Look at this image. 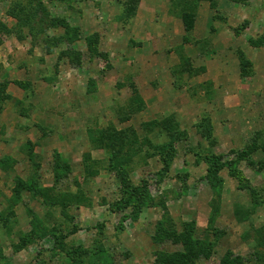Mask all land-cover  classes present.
<instances>
[{"label":"rangeland","instance_id":"374dc122","mask_svg":"<svg viewBox=\"0 0 264 264\" xmlns=\"http://www.w3.org/2000/svg\"><path fill=\"white\" fill-rule=\"evenodd\" d=\"M228 254L264 264V0H0V264Z\"/></svg>","mask_w":264,"mask_h":264},{"label":"trees","instance_id":"16d2710c","mask_svg":"<svg viewBox=\"0 0 264 264\" xmlns=\"http://www.w3.org/2000/svg\"><path fill=\"white\" fill-rule=\"evenodd\" d=\"M194 8V6H193ZM193 10V9H192ZM192 10H187V13L184 14L183 16V21L185 23V26H187V28L190 26L187 24V21H191L193 19V13L191 12ZM10 12V11H9ZM46 13V11H45ZM13 14V11L12 13ZM39 10L34 8L33 10H31L30 8L28 9V11L26 12L25 15V19L26 24L29 26V34H31L33 37H35V35L37 36L39 34V32L42 30L41 26H43V15L39 16ZM47 14V13H46ZM18 18H20L19 15H17ZM52 24V23H51ZM37 26H40L37 29ZM73 52V56L75 55V58L73 60H75V62H80L81 57L79 53H75V51ZM72 52H67V53H72ZM229 258H225L220 264H242V259L240 257H231L230 254H228ZM231 257V258H230ZM178 262H182V260H178ZM178 262H172V261H163V264H183V263H178Z\"/></svg>","mask_w":264,"mask_h":264},{"label":"crops","instance_id":"0c3cea01","mask_svg":"<svg viewBox=\"0 0 264 264\" xmlns=\"http://www.w3.org/2000/svg\"><path fill=\"white\" fill-rule=\"evenodd\" d=\"M161 8H162L163 16L161 17V19H159V22H160V25H163V26L160 28V30H162V34H163V35L165 34V41H164V44L170 43V47H172V46L176 45L177 43H176V42H172L173 39H170V38H172V36H168L166 33H163L166 24H167L168 22H171V20L174 21L173 28H172L170 34H172V33L174 32V30L176 29V27H178L179 33H180L181 36H182V35L184 34V32H183L184 30L181 29L180 25H179V26L176 25V21H177V20H176V17L174 16V13H173V14L170 13V9H167V10H169V14H167V13H164V12H163V11L165 10L164 7L162 6ZM165 8H167V7H165ZM180 21H181V19H180ZM167 25H168V24H167ZM154 28H156V27H154ZM175 31H176V30H175ZM180 38H181L180 45H183L184 50L187 49V48H188V43H183V42H182V38H183V37H180ZM158 42H159V41H158ZM152 43L155 45V42H152ZM173 49H174V47H172V49L170 50V55L173 54V55H175V57L178 56V55H177L178 51H177V53H176V49H175V50H173ZM174 51H175V52H174ZM183 54H185L184 51H183ZM177 58H178V57H177ZM156 59H159V61H163V63H165L166 68H168V67H170V66L173 65V64L171 63V60H173V59L175 60V58H170V60H168L167 57L162 58V57H159V56H157ZM162 59H164V60H162ZM175 62H176V60H175ZM177 62H178V61H177ZM160 64H161V63H160ZM175 65H176V64H175ZM155 71H156V70H155Z\"/></svg>","mask_w":264,"mask_h":264}]
</instances>
